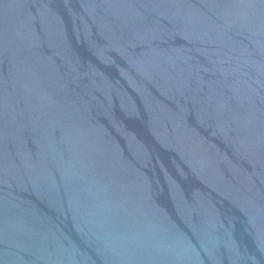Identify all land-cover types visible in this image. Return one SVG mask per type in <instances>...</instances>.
<instances>
[{"label": "water", "instance_id": "95a60500", "mask_svg": "<svg viewBox=\"0 0 264 264\" xmlns=\"http://www.w3.org/2000/svg\"><path fill=\"white\" fill-rule=\"evenodd\" d=\"M0 264H264V0H0Z\"/></svg>", "mask_w": 264, "mask_h": 264}]
</instances>
